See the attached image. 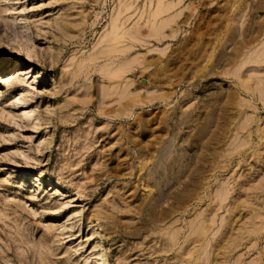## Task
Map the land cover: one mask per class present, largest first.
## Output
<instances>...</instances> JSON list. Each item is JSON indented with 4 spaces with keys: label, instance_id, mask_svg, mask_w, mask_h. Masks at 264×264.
Returning a JSON list of instances; mask_svg holds the SVG:
<instances>
[{
    "label": "rangeland",
    "instance_id": "obj_1",
    "mask_svg": "<svg viewBox=\"0 0 264 264\" xmlns=\"http://www.w3.org/2000/svg\"><path fill=\"white\" fill-rule=\"evenodd\" d=\"M0 72V264H264V0H0Z\"/></svg>",
    "mask_w": 264,
    "mask_h": 264
},
{
    "label": "bare ground",
    "instance_id": "obj_2",
    "mask_svg": "<svg viewBox=\"0 0 264 264\" xmlns=\"http://www.w3.org/2000/svg\"><path fill=\"white\" fill-rule=\"evenodd\" d=\"M161 5H162V4H161ZM160 7H161V6H160ZM159 9H162V8H159ZM164 10H165V9H164ZM158 11H159V10H157L156 12L158 13ZM162 11H163V10H162ZM162 11L160 10L159 14H160V13H163ZM167 11H168V8H167ZM156 15H157V14H156ZM156 17H158V15H157ZM156 17H154V18H156ZM114 29H115V28H114ZM157 29H158V26H157L156 30H157ZM115 30H116V29H115ZM116 31H118V29H117ZM116 31L113 30V33L115 32V35H114V36L112 35L113 33L110 34V36L113 37V38H111V39H113V40H114V39L116 38V36H117V35H116V34H117ZM108 36H109V35H108ZM108 36H107V37H108ZM107 37H106V38H107ZM109 38H110V37H109ZM111 39H110V40H111ZM113 40H111V41H113ZM116 40H120V39H116ZM109 42H110V41H109ZM115 42H116V41H115ZM115 42H114V43H115ZM114 43H113V44H114ZM10 67H11V68L16 67V64L13 63L12 66H10ZM10 70H11V69H10ZM10 72H11V71H10ZM120 72H121V71H120ZM122 72H124V71H122ZM0 73H1V72H0ZM4 74H5V73H4ZM117 74H118V73H117ZM1 75H2V74H1ZM11 75H13L12 72H11V73L8 72V73H6V74L4 75V77H8V76H11ZM120 75H121V74H119V76H120ZM113 76H115V75H113ZM111 77H112V76H111ZM115 77H116V76H115ZM117 77H118V75H117ZM112 78H114V77H112ZM110 79H111V78H110ZM100 229H102V228L100 227Z\"/></svg>",
    "mask_w": 264,
    "mask_h": 264
}]
</instances>
